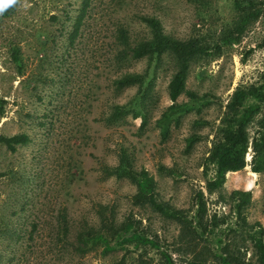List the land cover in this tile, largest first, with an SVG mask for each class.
I'll use <instances>...</instances> for the list:
<instances>
[{
  "label": "rangeland",
  "instance_id": "obj_1",
  "mask_svg": "<svg viewBox=\"0 0 264 264\" xmlns=\"http://www.w3.org/2000/svg\"><path fill=\"white\" fill-rule=\"evenodd\" d=\"M240 1L241 7L234 0H88L75 29L83 0H19L7 15L0 0V134L29 137L14 151L0 143V264H164L163 251L176 264H218L210 250L215 243L132 202L135 184L109 174L121 147L136 169L153 177L157 200L188 218L202 190L207 217L229 215L214 231L236 253L239 245L240 264L255 263L224 199L232 189L250 190L246 219L264 227V171L250 169V141L246 166L228 171L217 190L205 187L213 174L209 150L233 91L264 82V0ZM249 10L257 16L243 15ZM144 15L157 17L167 34L203 44L185 82L197 100L171 122L166 138L155 120L171 103L167 84L176 63L163 58L149 65L146 57L130 56L131 47L150 36ZM126 72L153 79L142 100L143 125L141 116L115 109L140 99L138 85L117 84ZM177 101L190 100L183 92ZM260 117L264 101L248 124L250 140ZM105 225L137 231L153 243L113 237L104 248L101 240L80 238Z\"/></svg>",
  "mask_w": 264,
  "mask_h": 264
},
{
  "label": "trees",
  "instance_id": "obj_2",
  "mask_svg": "<svg viewBox=\"0 0 264 264\" xmlns=\"http://www.w3.org/2000/svg\"><path fill=\"white\" fill-rule=\"evenodd\" d=\"M3 13L5 15L14 12L19 0H5ZM88 0H83L80 13L76 17L74 28L79 25ZM236 7H241L240 0H234ZM252 17L257 16V12L247 11L243 15ZM143 21L150 27V36L139 41L131 47L130 56L133 58L146 57L149 65H158L163 58L175 60L176 70L171 75L167 84V94L171 103L163 110L160 116L155 120L161 137L168 136L171 122L176 123L179 114L192 107L191 101L197 100V95L193 91L185 89V82L189 62L191 59L203 51V44L197 39H179L173 35L167 34L162 30L157 17L144 15ZM121 42L127 44V31L121 29ZM225 39V38H224ZM127 56L126 52L123 57ZM17 58V56H15ZM152 78H147L146 74L126 72L118 79L119 86L138 85L140 99L136 98L132 107L126 104H117L115 109L118 114L131 113V116L142 117V125L146 121L143 113V102L145 90L152 83ZM185 92L190 101L178 102L177 98ZM264 101V82L251 84L247 87H236L230 99L226 104L224 114L221 119L220 137L215 141L209 150L207 157L208 163L213 166L212 176L206 179L205 187L208 192L215 191L222 186L226 179L228 171H237L244 168L247 164L245 155L250 141L252 155L249 162L250 169L254 172L264 171V117L257 121V129L251 140L249 138L247 127L253 121L260 111V104ZM193 138L189 137L188 145ZM29 141L25 133H14L11 135H1L0 143L4 144L9 150L14 151L18 144H24ZM110 175L116 178H128L135 184L136 190L132 195V202L137 205L147 206L151 210L158 212L162 216L173 219L180 224L182 228L192 237H199L202 240L215 243L210 248L212 257L218 264H240L239 249L236 243L237 253L232 250V243L224 241V235L215 232V228L229 218V215L217 216L213 213L207 217V209L203 191L198 190L195 193V213L191 218L184 215L181 210L173 206L158 201L155 194V181L153 177L144 168L136 169L133 165L132 157L124 147H121L117 162L110 167ZM222 198V195H220ZM225 200L230 202V215H234L235 221L239 224L240 236L242 240H249L254 249L255 263L264 264V227L258 220L249 223L244 213L246 207L251 203L250 190L232 189ZM106 226V225H105ZM106 229H92L86 232V236L80 234V238L87 243L88 241L101 240L104 248L109 247L108 238H115L117 242H147L148 240L137 231H127L125 227L114 228L113 225L106 226ZM129 233V234H126ZM82 235V236H81ZM210 239V240H209ZM153 243L152 241H148ZM164 264H176L167 252L163 251ZM187 264H214L206 260L190 261Z\"/></svg>",
  "mask_w": 264,
  "mask_h": 264
},
{
  "label": "bare ground",
  "instance_id": "obj_3",
  "mask_svg": "<svg viewBox=\"0 0 264 264\" xmlns=\"http://www.w3.org/2000/svg\"><path fill=\"white\" fill-rule=\"evenodd\" d=\"M233 172H235V171H233ZM252 172V171H251ZM252 173H255V172H252Z\"/></svg>",
  "mask_w": 264,
  "mask_h": 264
}]
</instances>
